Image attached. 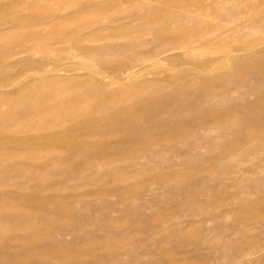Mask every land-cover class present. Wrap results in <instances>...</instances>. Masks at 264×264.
<instances>
[{"label": "bare ground", "instance_id": "1", "mask_svg": "<svg viewBox=\"0 0 264 264\" xmlns=\"http://www.w3.org/2000/svg\"><path fill=\"white\" fill-rule=\"evenodd\" d=\"M24 1H2L0 10H17ZM63 1L78 10L62 23L50 19L51 33L29 29L45 22L27 13L0 18V32L9 24L40 39L12 48L9 36L0 35V75L8 76L0 81L7 89L0 93V264H180L146 259L141 250L161 226L148 229L158 205L139 183L168 179L161 188L175 193L177 182L195 179L186 168L168 170L203 161L205 152L220 155L204 171L231 168L243 152L264 155V22L254 29L262 33L258 40L242 41L239 29L228 40L211 38L210 12L233 18L227 6L243 0H141L128 12L133 23L100 15L86 21L94 0ZM143 31L158 45L139 52L147 47ZM126 36L130 44H118ZM42 49L40 57H18ZM129 49L138 54L125 57ZM64 56H72L70 64L53 62L47 74L50 62L40 61ZM23 64L36 68L14 74ZM239 94L256 102L243 106ZM222 105L240 114L230 109L222 117ZM241 174L253 183L250 173ZM133 230L150 231L134 237ZM221 239L195 251L199 264H231L243 252L227 254L231 245Z\"/></svg>", "mask_w": 264, "mask_h": 264}, {"label": "rangeland", "instance_id": "2", "mask_svg": "<svg viewBox=\"0 0 264 264\" xmlns=\"http://www.w3.org/2000/svg\"><path fill=\"white\" fill-rule=\"evenodd\" d=\"M2 1L5 0H0V4ZM83 1L86 2L87 0ZM94 1L97 4V7H91L88 13L82 15L83 20L88 21L89 19H91L92 15H100L111 19L123 17L124 21L133 23L134 17H132L128 12L132 7L141 6L142 4L141 0ZM227 9L229 13L234 14L233 18H221L213 12H210L209 22L211 25L210 30L212 33L211 38H215L222 34L226 36V39L231 40L234 35L233 31L235 29L240 30L239 34L242 41H255L262 36L261 31H255L254 29L258 25H260L261 22H264V0H243L242 4L237 6L230 3V5L227 6ZM14 10L15 9L0 10V18L7 19L8 17L16 16L20 19L24 13L30 14L31 16H33V18H36L40 22L44 21L45 23H42L39 26L35 24H28V28L34 32L47 34L51 33L52 31V25H50L49 23L50 19L53 18L55 19V21L62 23L66 16H68L69 12L76 11L78 9L74 7L68 8L63 0H25L23 4L19 5L15 12ZM52 13H55L56 15H53ZM244 13L246 15H244ZM116 24L117 23H114V25ZM5 27L6 28L2 32H0V35L9 36L10 41L8 45L12 48H18L21 40L26 44L27 48L34 47L35 44L38 43V40H40L37 38V40L28 37L26 38L24 35L19 34L15 29H10L9 24ZM16 29H18V27ZM143 34V40L147 47L144 48L145 51L139 52H146L148 50L150 51L152 50V48L156 47L155 45H158V42L156 39H154L153 35L147 34L146 32H144ZM125 38L120 39L118 41V44L126 43L125 45H129L132 39L131 36H126ZM103 44L104 42L98 43V45ZM41 54H43V49L34 50L29 54H22L18 57L24 58L26 56H29L37 58L40 57ZM137 54V51L129 49L125 53V57H133ZM71 58L72 56L63 59L61 58V60H58L56 62L55 57H46L42 59L43 61L40 62H50V64L46 66V73L50 74L54 72V69L56 68V66L52 64L53 62L59 65L70 64V62L72 61ZM177 63L178 65H181V62ZM165 65L169 68L172 67V64L169 63H166ZM94 67L99 68L100 64H96ZM35 68V65L32 66L23 64L15 70L14 74L21 75L26 71H30ZM79 72H83V70H80ZM60 74H65V72L62 71L60 72ZM4 75L5 74L0 75V81L7 79L8 76ZM149 77H151V75ZM11 80L12 79L10 78V81ZM17 84L18 86L21 85L20 83ZM5 90L7 89H3L0 86V93L5 92ZM236 99H239L240 103L243 106L256 102V98L251 95L241 97L239 94L236 96ZM230 109V105H222L221 107H219V112L223 117L227 111H230ZM232 113L234 115L236 113L235 116H237L239 112L238 110H232ZM213 152H205L202 157V159L204 158L203 161H188V163H185L183 165L179 164L178 166L175 165L170 170H168V173H176L180 172L181 168H186L190 171L191 177L189 179L192 180V182L195 179L193 183H191L190 180V182H186L187 186H185L186 183H184L185 185H181L183 184L182 182H177L180 185L176 183V186L178 185L181 188L179 187L180 189L175 193L165 192L167 194L166 196V194L164 193L165 190L161 188V185L164 184L168 179H163L164 183L162 182L160 186H157L152 181H146V183L144 184L139 183V186L146 185L149 189H152V191H149V193H147L148 195H146V198L153 202L152 204L154 205V207L158 205L157 207H155L158 210H156L154 220L151 221L152 224L148 226V229H153L155 225L161 226L159 235H156L153 241H148L141 249L142 251L146 250V252H148L146 259H158L167 262L170 258L180 264H199L201 261H197L199 259V256H197L195 253L197 251L202 252L203 249L206 250V248L215 243L216 238L221 239L223 237L224 239H221V241L225 243L228 240L230 242L227 241L226 243L231 245V247L227 246V248L224 245L227 254H235V252L240 253L243 251L242 253L237 254L236 257H234L231 264H264V155L261 153V150L253 152L249 151V153L245 152L246 154L243 152L244 156L242 155L241 160L232 162L230 164V167L232 169L222 168L223 170H220L216 168L213 170L210 169L204 171V169H206V167L208 166V161L212 157H218L220 155V152L217 150H213ZM177 160H180V158L178 157ZM240 172L250 173L249 176L251 178L249 180H252L253 183L250 185V181H248L247 179H243ZM200 174L201 176H199ZM198 176L201 178H199ZM23 181L26 182V179H24ZM258 181L260 182V184ZM208 182L212 183L209 184ZM196 187H198L199 189ZM174 194L176 198L174 197ZM172 199L177 203H175V201L173 202ZM182 210H186V212H188L187 218H179ZM149 212L150 210L148 209L145 214L149 215ZM114 215L117 216V214ZM129 219L130 217H127L124 219V221H126V223H129ZM178 219H180V221H178ZM169 220L175 221L173 223L171 222L170 224ZM116 230L118 232L120 231L119 228ZM192 230L195 234L192 232ZM149 231L150 230L139 232L133 230L131 232V236L138 237L136 235H145ZM221 232H223L222 235ZM249 241L251 244L249 243ZM248 246H252V248L250 249V247ZM186 252L194 254L190 256V254H186ZM186 255L187 257H190L187 258ZM180 259L181 261H179ZM144 260L145 259H136L131 264H142ZM137 261L140 262L138 263ZM221 264H227V261L224 259Z\"/></svg>", "mask_w": 264, "mask_h": 264}]
</instances>
